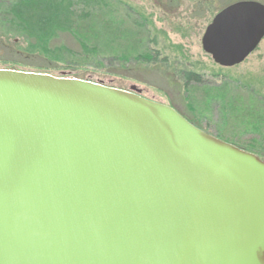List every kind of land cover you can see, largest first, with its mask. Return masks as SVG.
Wrapping results in <instances>:
<instances>
[{
  "label": "water",
  "instance_id": "1",
  "mask_svg": "<svg viewBox=\"0 0 264 264\" xmlns=\"http://www.w3.org/2000/svg\"><path fill=\"white\" fill-rule=\"evenodd\" d=\"M263 33L236 4L201 46ZM131 91L0 70V264H264V162Z\"/></svg>",
  "mask_w": 264,
  "mask_h": 264
},
{
  "label": "rangeland",
  "instance_id": "2",
  "mask_svg": "<svg viewBox=\"0 0 264 264\" xmlns=\"http://www.w3.org/2000/svg\"><path fill=\"white\" fill-rule=\"evenodd\" d=\"M238 1L247 0L0 4V70L133 88L264 161V37L245 62L232 68L214 63L200 44L214 15ZM26 49L35 52L26 54Z\"/></svg>",
  "mask_w": 264,
  "mask_h": 264
},
{
  "label": "trees",
  "instance_id": "3",
  "mask_svg": "<svg viewBox=\"0 0 264 264\" xmlns=\"http://www.w3.org/2000/svg\"><path fill=\"white\" fill-rule=\"evenodd\" d=\"M18 2H19V0H0V4H6V5H13V4H18ZM4 18L3 17H1L0 16V24L2 25L3 23H4ZM59 30V29H58ZM0 31H3V29L0 27ZM5 38H7L6 36H5ZM5 38H2L7 44H11L8 40L9 39H5ZM6 43H4V44H6ZM42 44V43H41ZM41 44H39L38 46H37V48L39 49V50H41L42 49V45ZM45 44L47 45V43L45 42ZM4 47H6V46H4ZM17 49V52H20V53H24L22 50V48H16ZM33 52H35V51H30V49H26V51H25V53L26 54H29V53H33ZM42 52H44V51H42ZM44 53H47V52H44Z\"/></svg>",
  "mask_w": 264,
  "mask_h": 264
},
{
  "label": "flooded vegetation",
  "instance_id": "4",
  "mask_svg": "<svg viewBox=\"0 0 264 264\" xmlns=\"http://www.w3.org/2000/svg\"><path fill=\"white\" fill-rule=\"evenodd\" d=\"M247 2H249V0H247V1H243L242 3H240V4H243V3H247ZM221 11V10H220ZM219 11V12H220ZM216 15L217 14H215L214 15V17L212 18V20H211V22L213 21V19L216 17ZM264 37V36H263ZM263 37L258 41V44H257V46L259 45V43L261 42V40L263 39ZM257 46H256V48H257ZM254 51H252L244 60H243V62H245L246 61V59L253 53ZM212 59V58H211ZM213 62L214 63H216L217 65H219V66H221V67H225L223 64H220V63H218V62H215L214 60H213ZM243 62H241L240 64H242ZM240 64H238V65H240ZM237 65V66H238Z\"/></svg>",
  "mask_w": 264,
  "mask_h": 264
}]
</instances>
